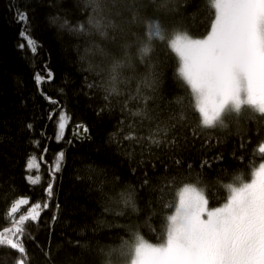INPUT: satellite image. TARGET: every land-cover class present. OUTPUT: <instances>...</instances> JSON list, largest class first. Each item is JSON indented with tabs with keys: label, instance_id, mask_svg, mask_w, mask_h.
I'll return each mask as SVG.
<instances>
[{
	"label": "trees",
	"instance_id": "trees-1",
	"mask_svg": "<svg viewBox=\"0 0 264 264\" xmlns=\"http://www.w3.org/2000/svg\"><path fill=\"white\" fill-rule=\"evenodd\" d=\"M135 3L129 9L124 0H108L105 13L120 29L102 38L71 31L93 14L89 0H0V232L14 231L12 221L29 216L33 204H48L24 225L28 264H129L137 235L153 244L166 239L175 211L166 205L178 204L185 184L204 189L210 208L220 207L225 185L250 181L264 162L256 151L264 118L246 108L227 116V128L203 127L168 44L155 42L141 58L144 27L134 12L158 17L169 35L203 38L214 18L208 0H171L167 10L151 0ZM115 61L124 64L118 96L108 93ZM152 73L159 75L154 92L142 85ZM138 86L151 97L147 105L130 100ZM137 109L146 115H132ZM130 133L138 140L125 139ZM33 157L39 167L29 170ZM29 176L39 180L30 183ZM21 199L29 203L13 214ZM19 255L0 246V264H17Z\"/></svg>",
	"mask_w": 264,
	"mask_h": 264
},
{
	"label": "snow or ice",
	"instance_id": "snow-or-ice-1",
	"mask_svg": "<svg viewBox=\"0 0 264 264\" xmlns=\"http://www.w3.org/2000/svg\"><path fill=\"white\" fill-rule=\"evenodd\" d=\"M111 2L115 6L117 0ZM151 2L158 9L165 10L171 4V0ZM124 3L129 9L136 8L135 0L131 5L128 0ZM208 3L214 10V18L203 38H193L182 31L169 35L166 25L158 17L140 18L139 11L134 12L133 21L139 20L144 27L141 58L149 56L155 42L168 44L178 57L177 74L191 89L203 127L227 128V116L232 113L239 116L246 108L264 118V0H208ZM89 5L93 14L86 24L82 23L71 31L95 33L107 38L109 30L120 29V25L105 13L108 0H89ZM25 18L21 15L22 20ZM25 38L27 44L35 49V42L27 36ZM123 67L121 61L112 64L109 95H120L119 70ZM40 79L38 76L37 80ZM142 85L156 91L158 73L145 77ZM109 95L104 97L106 101ZM139 99H143L145 105L151 99L149 96L142 97L140 86L130 97V100ZM132 115L142 116L146 112L137 109ZM63 120L64 117H60L61 132L65 128ZM125 139L138 140L132 133ZM149 139L157 146L162 142L155 135ZM166 142L176 143L175 140ZM241 147H244L243 143ZM256 151L264 158V141ZM35 159L33 157L28 162L29 170L38 169L39 165L33 162ZM62 159L63 153H60L59 160ZM55 170H60V163L55 164ZM28 179L30 183H36L39 177L33 179L29 176ZM238 179V185H225L229 191L227 200L215 208H209L204 189L195 184H185L177 193L178 204L166 205L175 207L174 213L167 217L166 239L152 244L137 235L130 246L129 264H264V162L253 168L250 181ZM148 183L145 178L144 184ZM47 192L51 195V184ZM130 202L129 196L125 203ZM19 203L23 205L29 201L21 199ZM41 207L47 208L48 204H33L29 216L21 215L18 221H12L16 225L14 231L6 228L0 232V246H8L20 254L17 264H28L29 257L23 242L24 225L39 219ZM16 211L12 207L11 212L15 214ZM8 232L12 235H6Z\"/></svg>",
	"mask_w": 264,
	"mask_h": 264
},
{
	"label": "water",
	"instance_id": "water-1",
	"mask_svg": "<svg viewBox=\"0 0 264 264\" xmlns=\"http://www.w3.org/2000/svg\"><path fill=\"white\" fill-rule=\"evenodd\" d=\"M21 204L19 203L18 205L15 206V208H18Z\"/></svg>",
	"mask_w": 264,
	"mask_h": 264
},
{
	"label": "rangeland",
	"instance_id": "rangeland-1",
	"mask_svg": "<svg viewBox=\"0 0 264 264\" xmlns=\"http://www.w3.org/2000/svg\"><path fill=\"white\" fill-rule=\"evenodd\" d=\"M63 123L65 124V122L63 121ZM34 162V161H33ZM210 208V207H209ZM153 244V243H152Z\"/></svg>",
	"mask_w": 264,
	"mask_h": 264
}]
</instances>
